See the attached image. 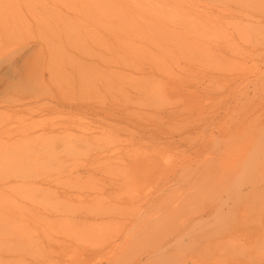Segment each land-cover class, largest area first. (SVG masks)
<instances>
[{
    "label": "rangeland",
    "instance_id": "rangeland-1",
    "mask_svg": "<svg viewBox=\"0 0 264 264\" xmlns=\"http://www.w3.org/2000/svg\"><path fill=\"white\" fill-rule=\"evenodd\" d=\"M70 57L82 63L95 59L91 77L84 75L111 86L102 82L100 89L93 82L99 91L68 89L72 72L64 67L71 66ZM74 67L77 77L83 68ZM20 78L62 99L116 108L121 118L83 113L92 133H71L93 135L88 143L66 132L57 139L19 140L17 130L30 127L36 136L66 117L17 113L24 107L9 102L19 95ZM69 138L74 141L67 143ZM4 175L12 187L8 217L0 221V259L10 264L46 259L115 264L117 245L127 256L117 263L131 264L152 248L138 233L143 220L148 213L157 216L167 201L174 208L183 204L178 210L184 214L177 211L172 219L185 233L182 239L173 229L160 233L172 243L164 256L191 258L182 264H264V192L234 202L230 214L224 204L227 192L245 193L246 182L260 179L256 184L264 185V0H0V178ZM63 189L86 199L65 202ZM109 209L110 216L85 222L64 215ZM47 236L71 247L47 255L36 244ZM94 247L99 253L85 259L83 251ZM162 260L143 256L141 264L176 259Z\"/></svg>",
    "mask_w": 264,
    "mask_h": 264
},
{
    "label": "bare ground",
    "instance_id": "bare-ground-1",
    "mask_svg": "<svg viewBox=\"0 0 264 264\" xmlns=\"http://www.w3.org/2000/svg\"><path fill=\"white\" fill-rule=\"evenodd\" d=\"M52 55V57L54 56L52 53H50V56ZM93 55V54H92ZM92 55H90V56H92ZM51 57V58H52ZM51 58H50V62H51ZM53 58H55V56L53 57ZM56 59V58H55ZM54 59V60H55ZM72 58L70 57V62H68V65L70 64L71 66H69V69L67 70V69H65V68H67V67H64V70H65V72L66 73H71V78H70V80L69 81H67V82H69L68 83V89H72V88H74V87H76V89L74 88V90H77V87L79 88V91L81 90V93H82V91L83 90H88L87 88H89V90L91 89V90H93V88H95V84L93 83V82H96V81H94L93 79H94V77H93V79L92 78H89V77H91L90 76V74L92 73V69H89L90 67V65H92V63L94 62V64H95V59H94V61L92 62V61H87V63L85 62V63H82L83 61H79V62H81L82 64H73L74 62H76V63H79L78 61H72L71 60ZM57 60V59H56ZM55 60V61H56ZM53 61V60H52ZM54 61V62H55ZM62 61V60H61ZM102 61V60H101ZM67 62V61H66ZM66 62H65V64H66ZM104 62V61H103ZM97 63H98V61H97ZM63 64H64V62H63ZM74 65H76V67H78L79 69L80 68H83V70H84V68H85V71H87L88 69L90 70V72H89V70H88V72H84L83 73V70L81 69L80 70V75H78L77 74V77H74V75H73V73L75 72V71H72L71 70V68L74 70V69H76L75 67H74ZM98 65V64H97ZM94 65H92V67H93ZM96 66V65H95ZM71 67V68H70ZM97 67V66H96ZM95 67V68H96ZM15 68V67H14ZM77 68V69H78ZM97 68H99V67H97ZM96 68V69H97ZM96 69H94L95 71H96ZM63 70V71H64ZM67 70V71H66ZM69 70H71L70 72H69ZM99 70V69H98ZM102 70V68H100V73L103 71H101ZM105 70V69H104ZM14 71H17V69L16 70H14ZM14 71H13V73H14ZM81 71H82V73H81ZM97 72V74H99V72L98 71H96ZM65 73V74H66ZM85 73H90V74H88L89 75V77H86V75H84ZM106 73V72H105ZM62 74V73H61ZM75 75H76V72L74 73ZM82 74H83V76H82ZM94 74V73H93ZM92 74V75H93ZM102 74V73H101ZM95 75V74H94ZM104 75V73L102 74V76ZM65 76V75H64ZM66 76H67V74H66ZM79 76V77H78ZM81 76V77H80ZM96 76V75H95ZM86 77V78H85ZM99 77H101L100 75H99ZM22 78V77H21ZM21 78H20V80H17V82H16V84H15V89H17L16 91H18L19 92V95L15 98V99H13L12 101L10 100V102H9V104H10V106H11V104H13V106H15L14 104H16V105H21V107L23 106L24 108H22V109H18V110H16L17 111V113H23V112H25V111H28V112H31V113H34V112H38L39 110L40 111H46V112H57V113H61V114H65L66 115V117H65V119H63V118H61V119H63V120H61L60 119V121L59 122H53V123H51V125L49 126V127H46V128H42L41 129V132L39 133V134H36V136H33L32 134H33V129L32 128H30V127H24V128H22V129H20V130H17L16 132H20V134H21V137H20V139L19 140H31V139H35V138H40L41 139V137H43V139H44V137H54V139H57V137H62V134L61 133H64V132H66V133H68L69 135H70V137H72L74 140L75 139H77V141H79V142H87L88 143V141L93 137V135H91V136H88V135H85V134H79V135H74V134H72L71 132H72V130L74 131V129H77V130H80L79 132H82V131H84L83 129H85V132L87 131V132H91L92 131V129L91 128H85L84 127V125H83V123H85V120L87 119L85 116H82L83 115V113L85 114V113H87L88 111H91L95 116H96V118H98V117H100L99 119L100 120H105V119H109V117L111 116H113L114 118H118V119H120L121 117H118L117 115H116V110H114V109H116V108H112V109H102V110H99L98 108H96L95 107V105H92V104H90V103H85V102H78V101H75V99H62V97L61 96H56V94L55 93H53V92H50V93H44L43 91H38V90H36L35 88H33V87H31V86H29L27 83H23L22 82V80H21ZM26 78V77H25ZM24 78V79H25ZM49 80L51 81L52 79H51V77L49 76ZM62 78H64V77H62ZM76 78H78V79H76ZM97 78H98V75H97ZM103 77H101V79H102ZM65 79V78H64ZM68 79V78H67ZM27 80V79H26ZM29 80V79H28ZM93 80V81H92ZM103 80H104V78H103ZM65 81V80H64ZM102 81V80H101ZM106 81V80H105ZM56 81H54V83H55ZM59 82V81H58ZM100 82V81H99ZM104 84L103 85H105V82L104 81H102ZM102 82L100 83L101 85H102ZM107 82V81H106ZM98 82H96V84H97ZM108 83V82H107ZM56 84H58V83H56ZM63 84V83H62ZM67 84V83H66ZM100 84L98 83V85L100 86ZM106 85H108V86H106ZM105 86L106 87H110L111 85L108 83V84H106ZM110 85V86H109ZM98 86V87H99ZM36 87V86H35ZM61 88V87H60ZM59 87H58V89H60ZM66 88V87H65ZM105 88V87H104ZM67 89V90H68ZM95 89H97V91H99V88H95ZM94 89V91H96ZM100 89H101V86H100ZM106 89V88H105ZM47 90V89H46ZM74 90H73V92H74ZM6 91V90H5ZM4 91V92H5ZM78 91V90H77ZM109 90H107V92H108ZM80 93V92H79ZM61 97V98H60ZM46 99L47 101H43V99ZM113 100V99H112ZM114 102V101H113ZM117 103V102H116ZM114 104H115V102H114ZM119 105V103L117 104V106ZM122 105H125L124 103H122ZM112 106V105H111ZM121 106V105H120ZM103 107V106H102ZM124 107V106H123ZM101 109V108H100ZM119 111V110H118ZM102 113V115L103 116H101V115H99V113ZM22 116V115H21ZM62 117V116H61ZM125 117V116H124ZM134 117V116H133ZM128 118V117H127ZM30 119H31V117H30ZM59 119V118H58ZM57 119V120H58ZM125 119V118H124ZM91 122H92V120H91ZM31 124V123H30ZM136 124V123H135ZM103 126H100V128H102ZM115 127V126H114ZM40 128V127H39ZM105 128V127H104ZM105 131V130H104ZM92 133V132H91ZM61 134V135H60ZM90 134V133H89ZM58 135H60V136H58ZM69 137V136H68ZM39 139V140H40ZM42 139V140H43ZM51 139V138H50ZM50 139H46V140H50ZM70 139V140H69ZM68 140L69 141H67V143H70L71 142V140H72V142L74 141L73 139H71V138H69ZM37 140V139H36ZM52 140V139H51ZM59 140H60V138H59ZM53 141V140H52ZM77 141H75L74 143H77L78 144V142ZM90 141H93V140H90ZM71 142V143H72ZM263 142V141H262ZM39 143V142H38ZM56 143V142H55ZM74 145V144H73ZM79 145H81V144H79ZM13 149V148H12ZM35 150V149H34ZM44 151V150H43ZM260 154V153H259ZM26 155V154H25ZM35 156V155H34ZM261 156H263V154L261 155ZM26 157V156H25ZM72 170L70 171V176L72 175ZM11 178V177H10ZM10 178L8 177V176H6V175H4L2 178H0V198H2L1 200V202H0V221H2L3 222V220H6V217H8V213H9V210H8V207H7V205H6V199H7V192L10 190V188L12 187L11 186V183H10ZM19 178V177H18ZM71 178V177H70ZM258 178V177H257ZM249 179V178H248ZM262 179V178H261ZM69 181V180H68ZM259 181H260V179H259ZM258 181V182H259ZM258 182H256V183H258ZM255 182L254 183H252V182H249L248 184H247V182L245 183L246 184V188H247V191L244 193V192H242L241 190H238L237 192H235V191H233L234 193L233 194H229V192H227V197H226V199L224 200V204H225V207H226V209H227V212L229 213L231 210H233V205H235L236 203H234V202H237V201H241L242 199L244 200V198H248V197H250V196H256L257 194H259V192L262 194V192H264V185L262 186V187H260V184H256ZM54 184H56V182L54 183ZM117 185V183L116 182H113V183H111L110 184V187L112 188V187H114L115 188V186ZM119 185V184H118ZM26 186V185H25ZM33 186V185H32ZM49 186H51V184H49ZM53 186V185H52ZM51 186V187H52ZM29 188H30V186H29ZM41 188V187H40ZM244 188V187H243ZM41 189H43V187L41 188ZM241 189H242V187H241ZM45 190H47L46 192H48V191H51L50 189H46L45 188ZM44 190V191H45ZM243 190V189H242ZM35 191H37V190H35ZM55 191V190H54ZM53 191V192H54ZM231 191V190H230ZM45 192V193H46ZM57 192V191H56ZM62 192V199L65 201V202H71V201H73L74 199L75 200H77L76 198H84V196H79V195H73L72 193H71V191H69V190H66V189H63V191H61ZM232 193V192H231ZM47 194V193H46ZM53 194V193H52ZM55 194V193H54ZM59 194V196H61L60 195V193H58ZM56 195V194H55ZM54 195V196H55ZM167 195V194H166ZM169 195H170V193H169ZM168 195V196H169ZM172 195H173V193L171 194V197H172ZM48 197H49V194L47 195ZM46 196V197H47ZM53 196V198H55ZM184 196V195H183ZM192 196V195H191ZM260 196V195H259ZM258 196V197H259ZM51 197H52V195H51ZM89 197V196H88ZM88 197H87V199H88ZM262 197L263 196H261V199H262ZM59 198V197H58ZM58 198H56V200L58 199ZM61 198V197H60ZM165 198V197H164ZM264 198V197H263ZM48 199V198H47ZM73 199V200H72ZM85 199H86V196H85ZM97 199H98V197H97ZM163 199V198H162ZM51 200V199H50ZM60 200V199H59ZM63 200H61V201H63ZM90 200H92V199H90ZM96 200V199H95ZM94 200V201H95ZM149 200V199H148ZM246 200V199H245ZM263 200V199H262ZM31 201V200H30ZM78 201V200H77ZM80 201V200H79ZM81 201H82V199H81ZM97 201V200H96ZM99 201V200H98ZM97 201V202H98ZM147 201V200H146ZM179 201V200H178ZM254 201V200H253ZM260 201V200H259ZM83 202H84V200H83ZM168 202V201H167ZM166 202V204H164V205H162V208H160V210L158 211L159 213H158V215L156 216H153L152 215V213H151V215H148L147 214V216H149V218H145L146 220H145V223H144V220H143V224H142V227L140 228V227H138V228H140V230H139V232L138 233H141L144 237V239H143V242H145L146 244H148L150 247H152L151 249H146L144 252H143V255H139V256H137V257H135V258H132L133 260L130 262L131 264H141V260H142V257L143 256H147L148 258H149V260L150 261H154V263H155V261H157V260H161V259H164L165 261H167V260H169V259H172L173 257H175V259L177 260V262H176V260H174L177 264H182V262L183 261H191V258H189V257H186V256H184V257H178V255H176L175 253H171V254H166L165 256L163 255V253H167V249H168V247H170L171 245L170 244H172V243H170V241H171V239L169 238V237H167V236H164L163 238H162V236H160V233L161 234H163V233H170V230H171V232H172V229H173V232H175L176 233V235L178 236V237H180V239H182V236H184V230H183V226L182 227H176V226H174L173 225V222H174V219H172L173 217H174V215H176L175 214V212L177 213V211L178 212H180V214H184L183 213V211H180V210H178V209H182V207L183 206H181V205H183V204H181V203H183V201L182 202H179V204H181L180 205V208H179V206L177 207H171V206H175V204H172L171 206H169L168 205V203ZM86 203H88V202H86ZM92 203V202H91ZM94 203V202H93ZM239 203V202H238ZM237 203V204H238ZM259 203V202H258ZM261 203H263V202H261ZM29 204H33V203H30L29 202ZM131 204V203H130ZM153 204V203H152ZM186 205V204H185ZM29 206V205H28ZM151 206V205H150ZM156 206V205H155ZM102 207V206H101ZM116 207V206H115ZM161 207V206H160ZM105 208V207H104ZM113 208V207H112ZM117 208V207H116ZM115 208V209H116ZM128 208V207H127ZM130 208H131V206H130ZM152 208V207H151ZM93 209V208H92ZM96 209V208H95ZM106 209H108V208H106ZM94 210V209H93ZM97 210V209H96ZM101 210H103V209H101ZM123 210V209H122ZM32 211H33V209H32ZM104 211V210H103ZM109 211H110V209H109ZM109 211H107V212H102V211H98V212H93V211H91V210H85V212H83V213H78V214H75L74 212V214L73 213H70V214H67V213H69V212H67V213H65L64 215L66 216V217H69L70 219L71 218H74V217H76V219L78 218V219H80V218H84V221L83 222H85V221H87L88 219H89V217H92V219H94V220H96V219H98V218H100V219H102V218H104V217H106L107 215H109V213H111L112 212V210L109 212ZM147 211V210H146ZM145 211V212H146ZM29 212V211H28ZM120 212V211H119ZM148 212V211H147ZM226 212V213H227ZM112 213H114V212H112ZM122 213V212H121ZM116 214V213H115ZM114 214V215H115ZM117 214H119V213H117ZM123 214V213H122ZM122 214H120V215H122ZM179 214V213H178ZM222 214H224V212H222ZM230 214V213H229ZM53 217H56L57 215H58V213L57 212H55V213H53L52 212V214H51ZM113 215V216H114ZM143 215V214H142ZM47 216V215H46ZM110 216V215H109ZM109 216H108V218H109ZM111 216H112V214H111ZM151 216V217H150ZM125 217H126V215H125ZM145 217V216H144ZM176 217V216H175ZM184 217V216H183ZM45 218V217H44ZM47 219V218H46ZM176 219V218H175ZM140 220V219H139ZM138 220V221H139ZM141 221V220H140ZM139 221V222H140ZM185 221H186V219H185ZM82 222V221H81ZM142 222V221H141ZM158 222H161V224H158ZM176 222V221H175ZM6 225V224H5ZM181 225H183V223L181 224ZM7 226V225H6ZM141 226V225H140ZM3 227V226H2ZM4 228V227H3ZM193 228V227H192ZM261 229V228H260ZM138 231V230H137ZM192 232V231H191ZM258 232V231H257ZM5 233V232H4ZM138 233H136V234H138ZM174 233V234H175ZM187 233H190L189 231L187 232ZM193 233H195V232H192L191 234H193ZM1 234V233H0ZM5 234H8V233H5ZM197 234H199V233H197ZM139 235V234H138ZM158 235H159V237H158ZM165 235V234H164ZM169 235V234H168ZM190 235V234H189ZM175 236V235H174ZM1 238V237H0ZM4 238V237H3ZM5 239V238H4ZM172 239H174V238H172ZM185 240V239H184ZM181 241V240H180ZM190 242V241H189ZM188 242V243H189ZM8 243V242H7ZM156 243H158L156 246H155V244ZM36 244L39 246V248L41 249V251L43 252V253H47V255L50 253H53V255H58V251H56V247H59V248H62L64 251H65V249L66 248H70L71 247V242H69V241H66V240H58V239H55V238H53V237H43V238H41V239H39V241H37L36 242ZM145 244V245H146ZM175 244H176V242H175ZM175 244H174V247H175ZM190 244H192V241H191V243H189V245ZM194 244V243H193ZM5 245H6V243H5ZM73 245V244H72ZM178 245V244H177ZM182 245V244H181ZM181 245H179V246H181ZM184 245V244H183ZM187 246V245H186ZM190 246H192V245H190ZM199 246V245H198ZM184 247V246H183ZM193 247H195V246H193ZM93 248V247H92ZM119 249V251L118 252H116V253H114L113 255H112V261H114V263L115 264H118L120 261L122 262L124 259H126V253H124L125 251H123V249H124V246L123 245H117L116 246V249ZM190 248V247H189ZM170 249H172L171 247H170ZM186 249H187V247H186ZM63 250H61L62 252H64ZM160 250V253H161V255L159 254V253H157V254H159L160 256H156L155 254V252H157V251H159ZM177 250V249H176ZM200 250V249H199ZM84 253V255H85V259H87V260H89V259H91L92 258V256H94V255H96V254H98L99 253V251H98V249L96 250L95 249V247H94V249H85L84 251H83ZM152 253H155V254H152ZM199 253V252H198ZM52 255V254H51ZM192 255V254H191ZM190 255V256H191ZM164 260H162V261H164ZM48 261H49V259L47 260L46 259V261L45 260H42V261H36V260H32V261H30V262H28L27 264H48ZM54 262H57V261H55V260H53ZM173 260L171 261L170 260V262L171 263H175ZM10 262H11V260H9V259H7V258H3V259H0V264H2V263H4V264H10ZM118 262V263H117ZM145 263H146V261H144ZM144 263V264H145ZM157 263V262H156ZM55 264V263H54ZM142 264H143V261H142ZM168 264V263H167Z\"/></svg>",
    "mask_w": 264,
    "mask_h": 264
}]
</instances>
